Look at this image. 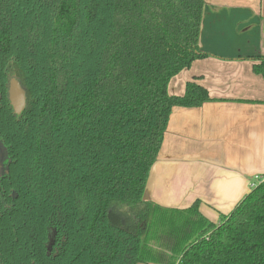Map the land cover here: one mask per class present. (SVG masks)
<instances>
[{"label":"trees","instance_id":"16d2710c","mask_svg":"<svg viewBox=\"0 0 264 264\" xmlns=\"http://www.w3.org/2000/svg\"><path fill=\"white\" fill-rule=\"evenodd\" d=\"M206 3L0 0V264H264V182L219 224L145 197L174 108L213 100L169 92Z\"/></svg>","mask_w":264,"mask_h":264},{"label":"crops","instance_id":"0c3cea01","mask_svg":"<svg viewBox=\"0 0 264 264\" xmlns=\"http://www.w3.org/2000/svg\"><path fill=\"white\" fill-rule=\"evenodd\" d=\"M206 1L200 47L208 56L173 77L169 92L197 81L213 100L174 108L145 196L180 209L200 201L220 223L264 176V78L251 58L264 54V0Z\"/></svg>","mask_w":264,"mask_h":264},{"label":"water","instance_id":"95a60500","mask_svg":"<svg viewBox=\"0 0 264 264\" xmlns=\"http://www.w3.org/2000/svg\"><path fill=\"white\" fill-rule=\"evenodd\" d=\"M9 100L16 114H21L25 108L27 103V95L25 89L22 87L20 81L17 78H12L10 82L9 88ZM0 149H2V145L0 143ZM2 162L4 158V152L1 150ZM3 167L0 166V174H2ZM146 197V196H145Z\"/></svg>","mask_w":264,"mask_h":264},{"label":"built area","instance_id":"2783aa9c","mask_svg":"<svg viewBox=\"0 0 264 264\" xmlns=\"http://www.w3.org/2000/svg\"><path fill=\"white\" fill-rule=\"evenodd\" d=\"M264 182V176L257 175L255 176V180L251 182V188L255 187L257 184Z\"/></svg>","mask_w":264,"mask_h":264},{"label":"rangeland","instance_id":"374dc122","mask_svg":"<svg viewBox=\"0 0 264 264\" xmlns=\"http://www.w3.org/2000/svg\"><path fill=\"white\" fill-rule=\"evenodd\" d=\"M2 150H3V148H2ZM1 157H2V155H0ZM219 224V223H218Z\"/></svg>","mask_w":264,"mask_h":264}]
</instances>
